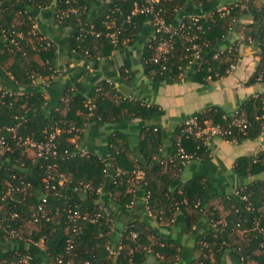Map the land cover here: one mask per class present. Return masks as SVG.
<instances>
[{
  "label": "trees",
  "instance_id": "16d2710c",
  "mask_svg": "<svg viewBox=\"0 0 264 264\" xmlns=\"http://www.w3.org/2000/svg\"><path fill=\"white\" fill-rule=\"evenodd\" d=\"M4 1L5 4L0 6V63H3L2 58L6 56L7 50L9 51L12 48L16 52V60L10 66V71L20 83L31 85L36 72L41 74L55 72L53 65L58 45L53 41L54 44L50 48L45 49L40 46L39 38H36L34 50L39 53L46 63L44 65H35L33 63V66H31L27 60L29 49L25 42L31 26L26 28L22 26L18 27L12 19L16 13L24 15L26 18L34 16L36 13L35 9L27 10V4L32 3L34 0ZM67 1L57 0V18L60 23L65 24L69 22L72 25V31L66 40L72 52L85 56H93L95 55V44L101 40L106 42L107 39L114 46L110 39L105 36H82L81 22H86V20L80 19L81 14L79 15L78 13L77 15H68L60 18L58 16L60 12L73 5L72 0H69V3ZM133 1L112 0L107 2L105 4L106 10L94 23L99 29L104 28L103 20L106 18V14L117 6L128 11L132 7ZM184 1L158 0L155 7L161 10L167 23L176 26L182 20L185 24H188L191 16L185 17L177 23L172 22L176 16L174 8L182 6ZM195 1L197 4L201 3L203 6H208L212 3V0ZM255 1H251V8L255 11L254 13L248 8V1H243L229 5L225 10H214L213 13L206 17L196 15L199 16V24L202 25V30L198 29L197 25L193 28V34L197 36L193 42L198 44V50L203 58L200 71H204L210 67L212 60H214L216 48L233 29L238 19L247 14L254 16V20L251 23L252 30L249 35L254 44L260 49V62L254 78L256 79V75L261 70H264V4L257 6ZM143 22H147L152 26L153 33L152 16L141 14L135 16L131 23L126 24L122 35L124 33L136 34ZM262 23L261 32L258 35V28ZM13 25L22 34V38L19 39L22 46L21 50L12 44L10 41L11 36L4 35L2 31L3 28H11ZM184 33H186V30ZM31 36L36 37L32 34ZM154 44L153 41H150L143 54L147 71L154 81H173L176 79L180 67L186 66L197 50L192 48V42L184 34L175 37L174 48L165 62L166 68H163L161 63L154 62L153 60L155 54ZM86 50H88V54ZM225 55L229 56V59L223 65V68L227 69L238 57L237 44L219 54L216 57V61ZM45 101L46 99L42 91L31 92L28 95L24 94V96L19 97L13 94H6L0 99V136L5 135L12 147V150L4 154L0 153V188L6 186V182L20 184L19 179H16V181L12 178L13 174H17L18 178L32 183L31 189L24 188L25 191L14 192L9 196L3 202V207L9 210H18L21 214L20 222L23 226L27 220L26 217H28L29 222L37 226L33 232L26 236L23 235V230L21 229L24 237H31L34 241H39L43 235L46 236L44 248L35 245L33 242H26L23 239L7 242L0 238V258L3 256L12 258V254L17 252L20 255L29 254L31 256L30 264H49L50 257L55 258L57 256L65 259L71 258L75 262L89 261V264H128L130 258L133 259L134 264H145L146 254L152 250L154 253L165 257L161 260L160 264H167V257H175L178 254L182 256L183 254L177 251V245L172 239H166L163 241V245L159 240H155L153 243L147 240L148 226L150 220L154 219L147 214L146 207L148 205L154 211L160 212L158 218L154 220L163 222L164 224L173 223L178 213L182 212L185 217L186 230L188 231L192 223L197 224L203 220L202 217L204 216L200 214H205L211 219V223L208 221L209 225H205V222L203 223L204 233L198 236L202 243L199 245V256H191L189 264H224L223 258L226 253L231 257L234 264H250V261L253 260L256 262L255 264H264V247L261 246L263 232L252 230L249 235L240 237L236 227L239 222L247 227H252L258 223L259 227L264 230V181L248 182L245 185L243 184L244 188L241 194L233 192L228 196L226 195L230 214L225 220H222L219 215H215L213 210L206 208L209 199V189L206 186V182L203 181L202 176H195L187 182H182L176 168H173L172 171L163 172L162 167L164 166L159 162V158L161 157L159 147L163 141V134L159 128L157 131L153 130L143 140L142 147L140 146L143 151V157L140 160L138 159V161L130 156L131 148L126 142L118 148H112V151L106 156H102L94 151H89L84 155L76 153L71 156H65L61 153L55 160L56 164L59 171L69 174L72 181L58 187L57 194L50 191L49 202L47 203V212L50 219H42L40 222L34 223L31 220V212L46 192L42 182L44 167H41V160L32 161L28 151L16 144L8 127L16 126L17 134L24 139L28 137L36 141H42L48 133L54 132L55 128L59 126L62 130L57 135L60 150L69 149L70 151H77L79 147L75 142L70 140L77 132L76 130L70 131L69 127L71 126L69 124L73 120L76 128L82 127L84 119L78 110H84V112L90 110L89 104L85 105L84 98L76 93H72L69 96V100H64L68 107L65 114L62 113V108H55L56 106H53L50 111L47 110L43 106ZM102 101L104 100L101 97L89 101L90 104L93 103L95 105L90 111L96 112L97 106L100 107ZM263 101L264 97L248 100L241 105L244 113L252 119V124L245 133L237 134V140L254 139L262 134V123L259 120H255L254 117L261 111ZM32 102H34L33 106H31ZM61 102L62 100L58 104H61ZM121 102L122 107H128L129 110L133 109L139 114H147L153 110L150 107L146 108L134 99L126 98ZM23 103L26 104L24 107L22 106ZM224 115L222 110L212 107L199 113L197 117L200 122L209 120L217 123L224 121ZM113 140L111 138L110 142H113ZM185 145L188 151L198 153L199 157H207L209 155V151L206 150L205 146L197 148L198 141L193 138L186 139ZM175 148L176 145L174 144L172 150L168 151L173 152ZM117 166L131 176H136L139 170H143L145 175L151 171L153 179L150 181L147 176H144L135 185L126 182L123 185L115 184V167ZM263 169L264 152L255 157L239 158L236 168L237 174L243 178L256 174ZM85 184H89V188H86ZM130 185L134 188V193L127 191ZM239 187L241 186L239 185ZM99 188L102 190L100 193L98 192ZM147 194H149L148 203L145 201ZM241 195H247V199H243ZM110 196L118 199L123 211L126 209L133 210L139 199L142 198L141 206L144 208L146 215L142 219L137 218L127 221L120 234L116 235L118 237L116 243L112 240L114 234L113 223L107 222L106 219H100L96 223L80 220L79 224L82 227V231L77 237L73 251L68 255L65 245L68 236L71 235L67 224L69 210L80 209L83 212L92 213L98 201L103 203L100 198L106 203ZM132 201H134V204L132 207H129L128 205ZM249 202H251L252 209H247ZM236 208L238 211H236ZM223 222H226L225 227L222 226ZM133 231L138 232V237L135 239L132 237ZM0 234H3L2 230H0ZM230 235L231 237H229ZM120 236L122 237L124 246L120 250L116 260H114L109 256L106 245L108 241L112 245H117ZM232 237L236 241L231 242L229 246L224 243V239L230 241ZM173 243L175 246H171Z\"/></svg>",
  "mask_w": 264,
  "mask_h": 264
},
{
  "label": "crops",
  "instance_id": "0c3cea01",
  "mask_svg": "<svg viewBox=\"0 0 264 264\" xmlns=\"http://www.w3.org/2000/svg\"><path fill=\"white\" fill-rule=\"evenodd\" d=\"M72 1L79 15L81 14L80 19L94 22L106 10L105 4L112 0ZM243 1L249 2L212 0L211 4L203 6L201 3L197 4L195 0H185L182 6L174 8L176 16L172 22L177 23L185 17L196 15L206 17L214 10H225L229 5ZM4 2L0 0V6L5 4ZM255 3L260 6L264 4V0H256ZM27 5V10H36L34 16L26 18L16 13L12 19L18 27L31 26L25 38L29 49L27 60L31 66L33 63L35 65L46 63L34 50L37 39L41 36L46 37L58 45L53 65L55 72L47 74L36 72L31 85L20 83L10 71V66L16 60V52L11 48L2 58L3 63H0V99L6 94L19 97L42 91L46 99L43 106L49 111L53 106L62 108V113L65 114L68 107L64 100H69L72 93L82 96L85 105L90 104L89 101L93 99L103 98L104 101L100 107L97 106L96 112L78 110L84 119L82 127L76 128L73 120L69 124L71 126L69 130L77 132L70 140L87 153L94 151L106 156L112 148H118L126 142L131 148L130 156L138 161L143 157L142 142L154 128H159L163 134L161 145L172 150L179 138L180 125L185 120L212 107L219 108L225 115H231L237 109H241V105L246 101L264 97V82L254 78L260 62V49L249 35L254 20L252 14L243 15L238 19L233 29L216 48L214 60L206 70L200 71L203 58L200 51L198 53L196 51L189 63L180 67L176 79L154 81L143 60L144 51L152 36V26L149 23L143 22L136 34L124 33L117 46H112L108 39V42L99 41L95 44V55L85 56L69 49L66 40L72 31V25L69 22L60 23L57 18V0H34ZM31 34L36 37H32ZM234 44H237L238 49L236 66L224 69L223 65L229 56H222L218 61L216 57ZM126 98L137 100L146 108L150 107L153 110L147 114H139L133 109L122 107L121 101ZM60 100L62 102L58 104ZM33 104L34 102L31 106ZM25 105L22 104L23 107ZM61 131L59 126L54 130L58 135ZM111 138L114 139L113 142H110ZM26 150L30 156L32 150ZM262 152L264 135L235 141L217 137L211 140L207 157L201 156L181 167L164 166L162 170L166 172L176 168L182 182H187L195 176H202L209 189L206 208L213 210L215 215L225 220L230 214L225 196L236 193L239 185L242 191L243 184L264 181V169L247 178L239 176L236 170L239 158L255 157ZM138 173L142 174V177L147 176L150 181L153 179L151 171L147 175L143 170H139ZM100 200L105 203L102 198ZM142 201L140 198L133 210L123 211L117 198L110 196L107 199L104 205L114 221L112 225L114 243L127 221L144 218L146 213L141 206ZM200 215L204 216L203 220L197 224L192 223L189 231L186 230L182 212L178 213L171 224H164L154 220L155 218L150 220L147 240L152 243L159 240L163 245V241L172 239L177 245V251L183 254L167 257V264H189L191 256H199V245L202 243L198 236L204 233L203 223L205 222V225H209L208 221L211 223L207 215ZM234 241H236L234 237L230 241L224 239L228 246ZM164 258L150 250L146 254L145 264H160ZM223 263L234 264L228 253L225 254ZM255 263L254 260L250 261V264Z\"/></svg>",
  "mask_w": 264,
  "mask_h": 264
},
{
  "label": "built area",
  "instance_id": "2783aa9c",
  "mask_svg": "<svg viewBox=\"0 0 264 264\" xmlns=\"http://www.w3.org/2000/svg\"><path fill=\"white\" fill-rule=\"evenodd\" d=\"M67 2L69 3V0ZM157 2L158 0H134L132 2V7L128 11H125L122 7L117 6L111 12L106 14V18L103 20L104 28L102 29H99L94 22H81V35H94L96 37L105 36L110 39L114 46H117L119 44L120 37L123 31L125 30L126 24L131 23L134 17L137 15H150L152 16V23L154 26V30L151 36V41L155 43V54L153 60L154 62L161 63L162 67L166 68L165 62L168 59L172 49L174 48L175 37L184 34L186 38L190 42H192V48L198 50V44L193 42V40L197 37L195 34H193V28L195 25H197V28L202 30V25L199 24V16H192L188 24H185L182 20L176 26L167 23L161 13V10L156 9L155 7ZM77 14V8L71 5L68 9L62 10L60 12V15L58 16L60 18H63L64 16ZM185 30L186 33H184ZM2 31L4 35L11 36V38H9L12 44H14L17 49L21 50L22 46L20 45L21 43L19 39L22 38V34L15 29V25H13L11 28H3ZM39 44L42 48L48 49L54 43L52 40L41 36L39 37ZM198 51L196 53H198ZM86 53L88 54V50H86ZM236 61L237 59L230 64V69L236 66ZM256 80L259 82H264V70H261L256 75ZM94 106L95 105L93 103L89 104V109L92 110ZM223 118V122L217 123L211 122L209 120L200 122L197 116L185 120L180 125L179 138L175 143V150L173 152H170L166 147L162 145L159 147V151L161 153L159 162L161 163V165L184 166L189 164L194 159L199 158L198 153L194 151L190 152L187 150L184 142L186 139L193 138L197 140V148H200V146H205L206 150L209 151V145L213 138L221 137L229 141H235L237 140V134L245 133L252 124V119H250L241 109H237L231 115H224ZM254 118L255 120L261 121V135H264V101L262 103L261 111L257 113ZM8 130L12 133V137L18 146L32 150V154L30 155L32 161L36 162L38 160H41V167H44V175L42 178V182L45 186L46 192L42 196V198L37 202L35 209H33V211L31 212V220L34 223L40 222L42 219L49 220L50 216L47 212V203L49 202L50 191L56 193L58 187L64 186L65 184H68L70 181H72L69 174L63 171H59L55 160L61 155V153H63L65 156H71L76 153L84 155L87 154V152L83 151L80 148L77 151H70L69 149L61 151L58 143V134L56 132L48 133L42 141H36L28 137L24 139L23 137L18 135L16 132V126L8 127ZM154 130L157 131L158 128L156 127L154 128ZM9 150H12V147L8 138L5 135H1L0 153L4 154ZM105 171H107V169H105ZM115 176L116 179L114 180V183L121 185H123L125 182L128 184L135 185L138 184L139 181L143 178L142 174L139 173H137L136 176L128 175L122 168L118 166L115 167ZM12 178L15 180L19 179L20 184L16 182H6V186L0 188V230H2L3 233L2 235L0 234V238L7 242L23 239L26 242H33L35 245L44 248L46 236L43 235L39 241H34L31 237H24L21 232L23 224L20 222V212L18 210H9L3 207V202L14 192L25 191L24 188H32L31 182H26L22 178H18L17 174H13ZM85 187L89 188V184H85ZM101 191V188H99L98 192L100 193ZM127 191L134 193V188L130 185ZM236 193L241 194V190L237 189ZM148 197L149 194L145 196V201L147 203ZM241 197L243 199H247V195H241ZM133 204L134 201H132L128 206L132 207ZM146 208L147 214L149 216L155 219L158 218V214L160 213L159 211H154V209L152 207H149L148 205ZM247 209H252L251 202L248 203ZM236 211H238L237 208ZM160 218L162 217L160 216ZM100 219H106L107 222L114 223L113 218L110 216L106 206L99 201L97 202V205L92 213L83 212L80 209L69 210L67 224L70 228L71 235L68 236L65 245V250L68 255H70L73 251L77 237L82 231V227L79 224V221L88 220L92 223H96ZM225 225L226 222H223L222 226L225 227ZM236 227L237 233L240 237H245L249 235L252 230H259L260 232H263L261 246L264 247V230L263 228L259 227L258 223H256L252 227H247L239 222L237 223ZM132 237L134 239L137 238L138 232L133 231ZM123 246V240L120 236L117 245H112V243L108 241L106 249L108 251L109 256L116 260ZM12 255V258H9L7 256L1 257L0 264H30L31 256L29 254L20 255L16 252ZM89 263V261L75 262V260L71 258L65 259L61 256H57L55 258L50 257L49 260V264ZM128 264H134L132 258L129 259Z\"/></svg>",
  "mask_w": 264,
  "mask_h": 264
},
{
  "label": "rangeland",
  "instance_id": "374dc122",
  "mask_svg": "<svg viewBox=\"0 0 264 264\" xmlns=\"http://www.w3.org/2000/svg\"><path fill=\"white\" fill-rule=\"evenodd\" d=\"M26 219L27 220L25 222V225L22 228L24 236H26L27 234H30L31 232H33V230H35L37 228V226L35 224H32L31 222L28 221V217H26ZM77 260H78V258H77Z\"/></svg>",
  "mask_w": 264,
  "mask_h": 264
},
{
  "label": "water",
  "instance_id": "95a60500",
  "mask_svg": "<svg viewBox=\"0 0 264 264\" xmlns=\"http://www.w3.org/2000/svg\"><path fill=\"white\" fill-rule=\"evenodd\" d=\"M251 1H252V0H249V2H248V8L250 9V11H251L252 13H254L255 11L251 8ZM263 23H264V22H263ZM263 23H262L261 26L258 28V35H260V32H261V28H262Z\"/></svg>",
  "mask_w": 264,
  "mask_h": 264
}]
</instances>
